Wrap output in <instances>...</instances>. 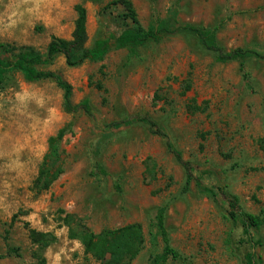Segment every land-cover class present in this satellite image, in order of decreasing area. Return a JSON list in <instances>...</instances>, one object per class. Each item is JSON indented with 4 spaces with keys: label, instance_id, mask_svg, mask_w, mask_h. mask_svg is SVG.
Instances as JSON below:
<instances>
[{
    "label": "rangeland",
    "instance_id": "374dc122",
    "mask_svg": "<svg viewBox=\"0 0 264 264\" xmlns=\"http://www.w3.org/2000/svg\"><path fill=\"white\" fill-rule=\"evenodd\" d=\"M114 0H0V43L46 54L53 38L70 40L75 7L88 11V48L126 23L120 10L103 12ZM141 24L168 18L178 9L180 24L223 25L219 45L227 52L252 49L264 54V0H131ZM73 87V103L89 100L100 120L111 123L149 114L169 133L185 160L213 170L208 182L227 186L244 209L264 217V61L218 63L189 37H167L132 56L113 50L103 62L69 68L62 56L45 67ZM191 80L192 90L184 93ZM102 84L105 91H99ZM196 101L203 111L191 115ZM67 128L60 143L63 174L48 191L34 188L51 137ZM100 133L84 113L63 110V91L52 81L29 83L14 73L0 85V255L7 246L19 257L0 264H37L29 229L57 241L42 252L47 264H99L64 223L75 216L93 232L139 223L146 245L132 264H150L151 224L169 204L166 227L182 264H246L248 252L264 262V248L245 244L241 223L225 218L195 185L183 194L185 173L165 142L141 126L118 133L96 153ZM108 172L94 176L96 164ZM256 238L264 240V227Z\"/></svg>",
    "mask_w": 264,
    "mask_h": 264
},
{
    "label": "trees",
    "instance_id": "16d2710c",
    "mask_svg": "<svg viewBox=\"0 0 264 264\" xmlns=\"http://www.w3.org/2000/svg\"><path fill=\"white\" fill-rule=\"evenodd\" d=\"M97 3L100 0H89ZM120 10L121 17L126 23L124 30L118 35H109L108 39L100 40L93 48H88V11L84 3L75 7L77 19L70 40L54 37L42 54L31 47H18L11 43H0V85L4 84L8 76L19 73L29 83L52 81L63 91V110L69 115L86 114L100 133V141L96 149L99 154L102 148L118 133L129 127L141 126L150 134L165 142L167 151L173 155L175 162L185 173V183L182 193L191 191L193 185L204 192L212 203L221 210L225 218L234 224L241 223L244 229L243 243L250 245L251 250L264 248V240L256 238L255 233L264 227V217L247 212L240 198L229 187L209 183L216 178L213 170H200L192 162L185 160L183 153L175 146L166 129L149 114H139L121 121L107 123L98 117L89 100L80 105L73 103V87L59 74L44 69L54 64L57 57L62 56L69 68H77L86 62H103L113 50H126L132 56L141 49L153 44H159L167 37L184 36L195 39L200 47L213 54L218 63L227 64L238 62L240 72H245L246 62L252 59L264 61V54L252 49H236L225 51L218 42L217 35L223 25L203 27L192 24H180L177 20L178 9L172 8L168 18L161 19L154 16L149 27L145 28L139 19L137 10L131 0H114L103 8V12ZM99 91H105L102 84L97 85ZM192 90L191 80L186 82L184 93ZM189 113L195 115L203 111L194 100L188 106ZM68 129H61L56 136L49 139L48 152L40 166L34 188L38 193L48 191L63 174L61 163L60 143ZM259 146L264 153V138ZM255 171L264 172V168ZM94 176L107 177V170L100 164L95 165ZM169 204L158 208L151 224L150 243L152 253L150 264H182L183 257L172 245L170 233L166 227ZM64 223L69 229V238L80 242L87 256H91L99 264H132L142 253L146 245L143 227L139 223L130 224L118 229H106L97 234L89 229L73 215H67ZM32 244L36 247L34 254L37 264H47L42 252L53 245L57 239L50 233H40L29 229ZM19 257V250L7 246V253L0 255V260L11 256ZM246 264H264L255 252H248L245 256Z\"/></svg>",
    "mask_w": 264,
    "mask_h": 264
}]
</instances>
